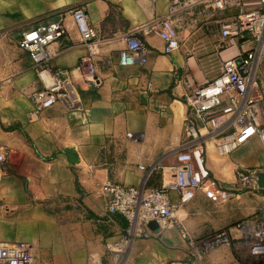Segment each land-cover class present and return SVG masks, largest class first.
Returning <instances> with one entry per match:
<instances>
[{
  "label": "crops",
  "instance_id": "1",
  "mask_svg": "<svg viewBox=\"0 0 264 264\" xmlns=\"http://www.w3.org/2000/svg\"><path fill=\"white\" fill-rule=\"evenodd\" d=\"M199 1L192 12L172 14L170 0H0V144L10 150L8 161L0 163V245H32L35 264H172L188 253L180 226L199 237L264 211V199L253 193L264 176V147L246 115L243 127L233 121L236 136L245 140L227 158L217 160L212 141L204 145L215 185L235 197L220 204L198 193L177 210L176 225L159 237L136 239L118 259L106 249L128 223L107 213L101 186L151 189L174 183L177 155L195 118L186 103L185 80L202 84L218 75L221 27L236 11L218 12L213 0ZM72 7L86 11L101 41L100 54L87 64L98 86L88 82V66L77 69L89 52L68 16L69 37L52 46L59 54L51 67L71 72L85 112H70L58 103L34 116L30 95L42 85L19 42L39 20ZM167 19L180 38L172 54L165 53L158 34L146 30ZM128 36L148 46L146 63L120 65ZM248 104L264 125V63ZM69 153L78 163L70 162ZM142 166L156 168L149 180ZM169 197L179 202L177 191L170 190Z\"/></svg>",
  "mask_w": 264,
  "mask_h": 264
},
{
  "label": "built area",
  "instance_id": "2",
  "mask_svg": "<svg viewBox=\"0 0 264 264\" xmlns=\"http://www.w3.org/2000/svg\"><path fill=\"white\" fill-rule=\"evenodd\" d=\"M199 4V0H170V10L172 14L189 13ZM211 6L218 12L235 10L236 14L221 27L218 75L202 84L195 83L191 77L185 80L188 91L186 103L195 118L188 123V141L183 151L177 155L175 182L151 189L122 184H104L100 188L106 200L107 213L119 215L128 223L124 235L106 246L107 252L117 259L127 252L136 239L159 237L160 232L175 226L177 210L194 200L198 193H203L208 199L220 204L235 197V192L217 188L206 167L204 135L198 122L203 128L216 133L227 124V115H237L238 123L247 115L264 147V125L260 124L258 117L252 112V106L248 104L249 91L256 86L257 71L264 63V0H213ZM68 16L72 18L80 40L89 52L88 56L81 59L77 69L82 70L88 66V82L98 86L94 69L87 64L100 54L101 41L86 11L80 7H72L47 16L26 30L19 42L20 49L27 53L42 85L30 95L34 116L58 103L63 104L70 112H85L84 102L72 82L71 72L51 67L52 61L59 54L52 46L69 37L65 25ZM146 30L158 34L165 42L166 54L179 49L180 38L170 20L157 22ZM247 43L253 44L250 50L238 49ZM232 49H235V53L226 57L225 53ZM149 53L148 46L142 40L128 36L126 48L119 56L120 65L134 66L138 60L144 64ZM226 100L228 104L225 105ZM222 140L224 145L234 144L230 152L238 147L235 137L227 136ZM224 145L219 144L218 151ZM9 158L10 150L0 144V163H6ZM141 169L147 171V180L156 171L155 167L146 170L142 166ZM170 190L178 192V203L171 201ZM151 222L158 224V232L149 229ZM179 228L181 237L187 242L189 259L172 264H201L204 254L220 247L241 248L250 258L264 264V211L201 239L192 237L182 226ZM35 261L34 247L30 244L0 245V264H35Z\"/></svg>",
  "mask_w": 264,
  "mask_h": 264
},
{
  "label": "rangeland",
  "instance_id": "3",
  "mask_svg": "<svg viewBox=\"0 0 264 264\" xmlns=\"http://www.w3.org/2000/svg\"><path fill=\"white\" fill-rule=\"evenodd\" d=\"M203 81H199L200 83L204 82ZM235 116V117H234ZM237 115H230L229 117L227 116V124L222 127V129L218 130L216 133H212L211 129H206L205 127H202V134L204 135L203 138V144L205 145L206 142L212 141L213 144H215V148H214V154L218 159H222V158H227L229 155H231V153L233 152H229L225 155H220L219 151H218V146L219 144H223V138L227 137V136H231V137H235L237 142H240L241 140L244 141L245 140V135L239 136V134L236 136L235 133V124H233V121L236 119ZM240 120V119H239ZM243 120V121H242ZM242 124V127L245 126L244 124V116L241 119L240 122V126ZM210 127L212 128V125H210ZM211 132V133H210ZM243 134V133H242ZM206 153V152H205ZM256 186V185H255ZM262 188H257L256 186V190L253 191V189H247L249 191H253V193H255L256 195H258V198H263L264 199V189ZM258 191V192H257ZM257 198V197H254ZM235 226V225H234ZM207 235H202L199 237H194L197 239H201L204 238ZM187 243V242H186ZM188 250V247H187ZM189 252V250H188ZM189 259V254H187V256H185L184 260H188ZM201 264H263L262 262H258L255 259L250 258L245 250L241 249V248H235V247H220L217 248L207 254H204L202 257V262Z\"/></svg>",
  "mask_w": 264,
  "mask_h": 264
},
{
  "label": "water",
  "instance_id": "4",
  "mask_svg": "<svg viewBox=\"0 0 264 264\" xmlns=\"http://www.w3.org/2000/svg\"><path fill=\"white\" fill-rule=\"evenodd\" d=\"M69 158H70V162L72 164H76L78 163V159L76 158V155L75 153H69ZM258 186L262 189H264V176L260 177L259 178V181H258ZM149 229L152 230L153 232H158L160 229H159V226L157 223L155 222H151L149 225H148Z\"/></svg>",
  "mask_w": 264,
  "mask_h": 264
},
{
  "label": "bare ground",
  "instance_id": "5",
  "mask_svg": "<svg viewBox=\"0 0 264 264\" xmlns=\"http://www.w3.org/2000/svg\"><path fill=\"white\" fill-rule=\"evenodd\" d=\"M233 147H234V144L224 145V146H222V147L220 148L219 153H220L221 155H225L226 153L230 152V151L232 150ZM168 185H170V184H168Z\"/></svg>",
  "mask_w": 264,
  "mask_h": 264
}]
</instances>
